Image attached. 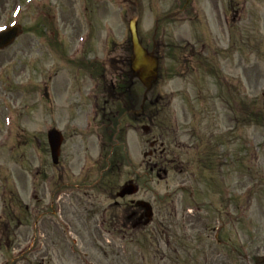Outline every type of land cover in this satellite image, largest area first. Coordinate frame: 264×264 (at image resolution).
I'll return each mask as SVG.
<instances>
[{"label":"rangeland","instance_id":"obj_1","mask_svg":"<svg viewBox=\"0 0 264 264\" xmlns=\"http://www.w3.org/2000/svg\"><path fill=\"white\" fill-rule=\"evenodd\" d=\"M181 1L0 0V27H21L0 50V262L264 264V119L243 115L249 105H264V40L257 36L264 34V0H244V8L235 0L233 33L245 35L231 39L228 57H215L230 89L206 59H191L190 68L178 61L183 50L203 44L193 19L177 14L155 26L156 16ZM132 19L140 42L150 48L154 41L160 55L159 78L148 90L128 74ZM203 45L202 54L210 53ZM116 86L126 87L120 100L156 101L153 123L152 111L121 115L120 103H112ZM169 120L165 132L152 125ZM143 124L150 133L143 134ZM51 127L64 136L57 165L46 141ZM103 127L127 152L111 172L99 156ZM195 134L209 136L217 168L199 163L200 150L193 156L175 147L195 146ZM152 138L163 143L166 158L188 159V170L180 173L174 163L165 177L146 174L142 154ZM108 176L114 183L105 185ZM128 178L138 179L130 198L151 203L152 222L132 234L107 233L102 211Z\"/></svg>","mask_w":264,"mask_h":264},{"label":"flooded vegetation","instance_id":"obj_2","mask_svg":"<svg viewBox=\"0 0 264 264\" xmlns=\"http://www.w3.org/2000/svg\"><path fill=\"white\" fill-rule=\"evenodd\" d=\"M234 3V0H197V2L188 6V1L186 0L180 7L179 15H181V17L185 15L186 17L192 14L194 15L193 18L204 20V25L207 28H205L206 34L215 41L216 46L226 48L227 42L232 34V26L237 19V17L234 16ZM225 52L226 54L228 53L227 48ZM193 56H195V54L191 55V57ZM213 56L219 57L217 50H213ZM198 58L200 59L201 56ZM149 104L152 105L153 101L150 100ZM178 145L180 151L187 155L191 154L194 156L195 149L199 151L196 146L191 147L184 143ZM156 151V149L152 148L148 153V157L152 159ZM189 164L191 163L187 159L186 161H180V165L178 166L180 170H185L189 167ZM147 167L150 171L154 168L152 163H150V166L147 165ZM51 204H54V201H51ZM108 207L109 209H104V217L101 221L103 224L109 225L108 231H110L111 228L114 231L118 230L119 233L126 231L127 228L129 231H134L137 229L138 225L144 221L142 209L137 207L130 198L127 199V197H123L119 200L113 199L110 201ZM4 236L5 235L2 233L1 238H4ZM0 264H10V262H0ZM37 264H42V262H38Z\"/></svg>","mask_w":264,"mask_h":264},{"label":"water","instance_id":"obj_3","mask_svg":"<svg viewBox=\"0 0 264 264\" xmlns=\"http://www.w3.org/2000/svg\"><path fill=\"white\" fill-rule=\"evenodd\" d=\"M129 32H130V42H131V69L132 71L138 73L139 80L146 86H149L152 80L157 75V64L158 60L156 57L148 54L146 50L141 46L135 22H131L129 24ZM19 34V28L16 26H10V28L6 30L0 31V48H5L6 45L10 44L15 36ZM47 139L50 147V153L53 163L57 162V158L59 155V149L62 142L61 133L58 130L51 129L47 132ZM136 191L135 186L131 184H127L117 193V195L123 196L125 194H131ZM138 205H141L145 208V216L147 218L146 221L150 220L152 216L151 207L146 202H137Z\"/></svg>","mask_w":264,"mask_h":264}]
</instances>
